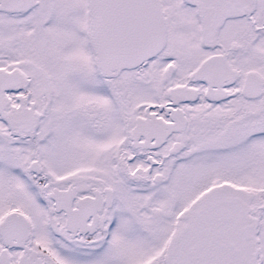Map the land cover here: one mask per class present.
I'll return each mask as SVG.
<instances>
[{
    "label": "snow or ice",
    "instance_id": "1",
    "mask_svg": "<svg viewBox=\"0 0 264 264\" xmlns=\"http://www.w3.org/2000/svg\"><path fill=\"white\" fill-rule=\"evenodd\" d=\"M0 264H264V0H0Z\"/></svg>",
    "mask_w": 264,
    "mask_h": 264
}]
</instances>
